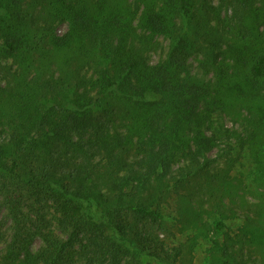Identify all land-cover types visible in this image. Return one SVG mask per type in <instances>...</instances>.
<instances>
[{"label": "trees", "instance_id": "16d2710c", "mask_svg": "<svg viewBox=\"0 0 264 264\" xmlns=\"http://www.w3.org/2000/svg\"><path fill=\"white\" fill-rule=\"evenodd\" d=\"M30 6L0 0V72L12 60L0 75L11 218L0 264H264V204L237 229L225 220L238 207L227 175L264 141V40L249 49L238 33L242 58L211 48L195 72L196 46L224 39L210 19L192 23L197 0H62L63 35ZM161 35L169 47L153 63ZM229 102L249 111L240 131L219 126ZM221 142L238 155L212 176L207 154ZM173 191L179 217L166 207ZM172 226L191 231L171 246L160 235Z\"/></svg>", "mask_w": 264, "mask_h": 264}, {"label": "rangeland", "instance_id": "374dc122", "mask_svg": "<svg viewBox=\"0 0 264 264\" xmlns=\"http://www.w3.org/2000/svg\"><path fill=\"white\" fill-rule=\"evenodd\" d=\"M24 2L31 5L30 11L38 17L39 21L43 22L45 19H48L49 22L53 23V29L57 35H63L69 30V20L62 18L54 20L53 16L58 8L61 7L62 0H24ZM197 4L198 6H194L193 9L196 15L194 18L191 17L192 23H196L199 18H208L212 25L216 26L219 30L222 29L224 39L222 38V40H219V34L218 36L211 34L205 47L199 49L196 46L198 54L195 53L191 58L192 69L195 72H203V69L200 68L202 61H205V63L210 62L208 55L211 48H215L217 53L221 52L228 55L227 62L232 64L233 62H230L232 59L234 60L235 58L236 60L237 56L242 58L244 55V46H241L240 42L236 39L238 33L246 37V41L249 43V49L253 43H256L254 38L260 37L264 40V0H197ZM204 5H207V9H209L206 12L203 11ZM142 10L143 5L138 8L137 13L141 14ZM202 29L203 31H210L206 27ZM207 35L208 34H204V36ZM157 40L158 49L154 52L152 51L153 63L161 59L169 47V40L166 36L161 35ZM213 41L215 42L214 45L212 43ZM200 42H203V40L201 39ZM55 61L57 63H62L63 57L57 56ZM221 61H223V59ZM10 63H12V60L3 64L8 66ZM235 63L234 65H241L240 60ZM3 66L1 67L2 72H0V75L5 74L3 73L5 69ZM209 67L211 69V66ZM211 71L214 73V70ZM5 80L2 82V86L5 85ZM229 104L230 112L218 117L219 126L224 125L223 128L225 127L231 131H240L245 125V120L249 119V111L241 104H238V102H229ZM260 141V149L256 147L258 150L257 156L255 157L252 155L248 145H246L244 149H242L241 155H239L240 157L236 160L233 169L229 172V175H227V180L233 183L234 188L232 189H234L236 193L232 195L236 197V203L238 204L237 214H230V216L228 214V217L225 218L227 226L233 229H237V225L243 223L245 214L255 210L257 204H264V141ZM226 143L229 142H221L218 146L213 147L207 154V157L210 158L209 160L211 161L209 171L212 176L223 175L226 172L224 169L227 168L229 160H233L238 155L236 151L226 153ZM175 175L179 177V174L176 173ZM205 178H207L206 175ZM222 180L224 182V178H222ZM170 182H175V179L171 178ZM213 184L216 185V181L213 182ZM179 192L185 193L187 191L180 188ZM223 197L224 203L227 206H231L230 197L226 194H224ZM213 201V199L211 201H206V207H209L210 202ZM166 207L169 213L175 217H179V202L176 191H173L172 196L166 202ZM209 220H211L210 217ZM176 222L178 221L174 220V223ZM10 229L11 218L9 217L7 208L3 207L2 197L0 196V238H2L0 242V258L3 256L6 249ZM190 231L191 229L187 232L189 233ZM187 234H184L181 228L178 229L176 226H172L171 230H168L167 233H161L160 236L165 238L172 246L175 243L177 244L178 241L185 240ZM39 244L40 242L38 245ZM205 246L207 247V245L204 244L202 248H200L201 251L197 253L198 255H203Z\"/></svg>", "mask_w": 264, "mask_h": 264}]
</instances>
